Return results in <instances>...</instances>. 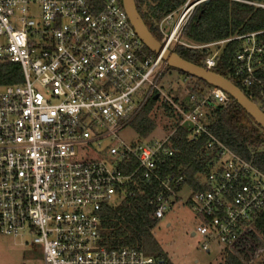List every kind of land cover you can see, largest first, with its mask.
Returning a JSON list of instances; mask_svg holds the SVG:
<instances>
[{
    "label": "built area",
    "instance_id": "obj_1",
    "mask_svg": "<svg viewBox=\"0 0 264 264\" xmlns=\"http://www.w3.org/2000/svg\"><path fill=\"white\" fill-rule=\"evenodd\" d=\"M189 1L158 24L162 49L237 41L234 76L245 89L261 84L256 74L264 67V31L191 46L183 34L205 0ZM173 20L166 33L165 23ZM145 49L120 0L100 6L92 0H0V65H18L22 76L19 85L0 88V234L40 245L43 264H163L137 247L104 246L100 212L154 180L157 194L149 204L156 221L164 218L186 179L156 170L173 157L174 134L187 124L190 138L206 139L209 161L200 189L188 199L199 218L192 236L204 239L206 252L213 241L240 262L247 255L253 262L259 239L252 222L264 210V174L209 133L204 101L190 110L172 105L179 121L163 139H120L149 101L164 97L159 81L168 66L161 53ZM217 55L205 60V69L214 67ZM208 97L221 106L229 101L215 88ZM133 163L136 168L124 173Z\"/></svg>",
    "mask_w": 264,
    "mask_h": 264
},
{
    "label": "trees",
    "instance_id": "obj_2",
    "mask_svg": "<svg viewBox=\"0 0 264 264\" xmlns=\"http://www.w3.org/2000/svg\"><path fill=\"white\" fill-rule=\"evenodd\" d=\"M92 1L100 6L105 0ZM134 1L147 30L157 42H160L158 24L166 16L176 12L187 0ZM252 4L264 6V0H210L207 4L201 3L185 28L183 41L191 46L202 47L252 32L264 31V9ZM238 48L239 42L234 41L222 48L176 47L173 52L185 61L205 68V60L218 50L215 65L210 71L233 83L264 113V67L256 74L261 84L255 83L243 90L239 80L234 76L233 59ZM145 51L151 54L147 49ZM178 73L184 79H191V85L187 84V93L183 98L185 103L181 102L180 107L190 110L198 102L204 101L202 121L209 133L236 156L251 163L264 174V131L257 127L230 98L225 106L217 105L208 97L212 87L181 72ZM21 82L22 76L18 65L9 63L0 65V88L19 85ZM192 95L196 98L194 101L190 99ZM153 108L154 101L151 100L129 124L141 139L150 137L157 128V123L152 117ZM174 137L173 142L177 150L172 158L163 161L156 172L161 177L169 174L183 175L185 183L193 191L198 190L199 175L207 171L209 164L203 151L206 139L190 138L187 124L176 130ZM134 168L136 163L122 170L128 173ZM156 194L157 184L153 180L150 185H139L135 197L125 198L114 207H103L100 212L102 244L115 248L137 247L142 249L146 256L168 264L165 254L152 235L156 220L149 202ZM252 226L259 242L264 245V210L256 216ZM227 254L225 264H241L230 253Z\"/></svg>",
    "mask_w": 264,
    "mask_h": 264
},
{
    "label": "rangeland",
    "instance_id": "obj_3",
    "mask_svg": "<svg viewBox=\"0 0 264 264\" xmlns=\"http://www.w3.org/2000/svg\"><path fill=\"white\" fill-rule=\"evenodd\" d=\"M198 0H190L189 5ZM36 12V11H35ZM195 13L191 12L189 18ZM32 16L37 22L39 15ZM165 23L164 31L167 33L172 23ZM160 33V32H159ZM183 39V38H182ZM174 46L171 47V50ZM191 79H184L178 71L168 68L159 81V87L164 97L161 96L154 102L152 117L157 123V128L152 132L151 139H163L172 132L177 124L178 116L174 114L172 105L180 106L184 102L187 84ZM201 85V84H199ZM202 87V86H201ZM243 90L244 87H241ZM185 103V102H184ZM160 107V109H159ZM170 113H167L169 112ZM119 137L125 143H135L139 140L135 131L127 126L120 132ZM192 189L184 183L176 192V200L172 207L165 212L162 220L156 221L152 235L166 257L168 264H225L227 254L224 247L217 242H208V252L201 246L204 239L200 236H192L194 229L199 224V218L195 216L188 199ZM117 200L113 199L112 205ZM258 255L249 261L248 255L242 258L241 264H264V245L259 242ZM0 264H43L42 248L40 245H31L25 238L4 236L0 234Z\"/></svg>",
    "mask_w": 264,
    "mask_h": 264
},
{
    "label": "water",
    "instance_id": "obj_4",
    "mask_svg": "<svg viewBox=\"0 0 264 264\" xmlns=\"http://www.w3.org/2000/svg\"><path fill=\"white\" fill-rule=\"evenodd\" d=\"M209 1L210 0H205L203 3L207 4ZM120 2L137 37L150 53L156 55L161 53L162 59L167 64L168 68L200 80L208 86L222 91L228 98L235 102L248 117H250L257 127L264 131V113L251 102L238 87L210 70L185 61L172 51L163 50L162 46L147 30L137 12L135 1L120 0ZM156 99L157 96H154L153 100Z\"/></svg>",
    "mask_w": 264,
    "mask_h": 264
}]
</instances>
